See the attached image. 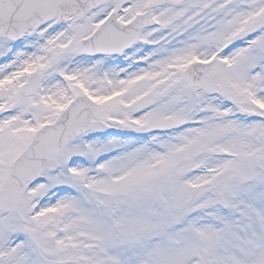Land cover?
Returning a JSON list of instances; mask_svg holds the SVG:
<instances>
[{
	"label": "snow or ice",
	"instance_id": "6c2138e0",
	"mask_svg": "<svg viewBox=\"0 0 264 264\" xmlns=\"http://www.w3.org/2000/svg\"><path fill=\"white\" fill-rule=\"evenodd\" d=\"M0 264H264V0H0Z\"/></svg>",
	"mask_w": 264,
	"mask_h": 264
}]
</instances>
